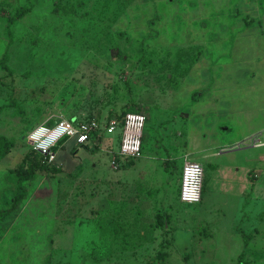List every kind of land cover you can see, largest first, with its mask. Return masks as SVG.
<instances>
[{"label":"rangeland","instance_id":"obj_1","mask_svg":"<svg viewBox=\"0 0 264 264\" xmlns=\"http://www.w3.org/2000/svg\"><path fill=\"white\" fill-rule=\"evenodd\" d=\"M261 55L264 0H0V134L14 142L0 161V209L4 191L17 188L16 169L36 151L28 139L35 126L74 114L105 121L133 102L147 104L150 117L141 174L130 176L161 180L183 162L182 140L193 138L185 161H201L207 180L200 205L168 193L174 230L158 224L138 242L114 220L119 145L100 137L78 161L62 149L55 163L41 159L46 166L0 237V264H147L165 254L166 264H264V145L226 130L228 120L264 127V75L252 73L264 70ZM185 88L203 94L199 108ZM88 161L105 184L69 167Z\"/></svg>","mask_w":264,"mask_h":264},{"label":"crops","instance_id":"obj_2","mask_svg":"<svg viewBox=\"0 0 264 264\" xmlns=\"http://www.w3.org/2000/svg\"><path fill=\"white\" fill-rule=\"evenodd\" d=\"M248 18H245V20L247 21V23L251 22L250 20H247ZM236 21H232L231 23L235 24ZM240 26H236L233 25V28H238ZM246 28V27H245ZM245 52H246V48H245ZM246 59H242V61H248V56L247 54H244ZM231 57V56H230ZM261 57L264 58V56L261 55ZM231 61H235V60H239V58H232L231 57ZM250 61H256V60H250ZM175 67V66H174ZM177 67V66H176ZM234 71V69L230 70V73ZM253 75H264V70L259 71L257 68L252 71ZM241 74V73H240ZM173 74H169L168 76L171 77ZM247 73L244 74V76L246 77ZM256 75V76H257ZM186 89V88H185ZM191 89V87H190ZM188 91V93L190 95H188V99L186 100H193L194 101V93L195 90H191ZM218 89V88H217ZM217 91V90H216ZM203 98V96H202ZM200 99H198L197 101H195V104L192 107H197L199 108ZM215 109L218 108V106L215 104L214 106ZM207 109H209L207 107ZM77 114H74L72 116V118H77ZM227 122H229V126L226 128V130H235L236 134L238 135L239 138H247V137H259L260 134H262L264 127H260V128H256L254 130L249 131V129L243 130L242 128L237 129V127H241L240 124H238L236 122V120L234 121H230L228 120ZM234 125H237L236 127L233 128ZM219 125V128H221ZM105 139H111V143L115 144L117 143L118 145H120L121 142V131H117L115 134L113 135H104L102 136ZM184 142V149L186 150V147L190 145V150H182L183 153H181V156H183V162L180 164L179 163H175V167L174 170L172 171V173H166L163 178L157 179L154 176L151 177H144V176H139V178L135 179L133 176H130L129 172L133 169V168H137V170H139L140 174H141V170L140 169V159L143 157V152L142 155L138 158H135L134 160H132V163H127L126 165L122 166L121 163H119V167L116 168L117 170H120L121 167H124L123 170H121V174H119L116 179L114 180V184H115V188L116 191H120L121 194H119L118 198H115L114 200V220L117 222L119 219H122L123 223H128L127 226H129V229L132 231L131 235L134 236L136 238V240L139 242L140 239L142 241V239L144 238H148L149 236H151L152 231H155L157 229H159L158 226V222H160V219L162 216H166V223L168 222L167 219V215L171 213L173 207L172 204L169 203L167 195L169 193V196H171L172 198H176V200H179V202H181L179 194H180V184L181 183V177L182 174L180 176H178L177 172H176V168L179 166L180 168L182 167V171H183V166L185 164V157L188 155H190L191 153L194 152L192 147L193 145L195 146L196 142L194 141L193 138H189L188 140H182ZM182 142V143H183ZM91 144L96 145L97 143L95 141L90 142ZM89 143V144H90ZM69 144L71 148H69ZM87 148H89V145H79L77 143V141L75 139H66L60 146V148L57 150V153L59 154L60 151L63 149L66 150L65 154H70L71 155V159L72 161L76 160L78 161L79 159L81 160V149L83 150H87L89 151ZM180 150V149H179ZM225 149H223L224 152ZM90 152V151H89ZM83 156V154H82ZM178 157H180L179 152L176 153V155L172 158V159H177ZM89 162V161H88ZM201 162V161H200ZM80 163V162H78ZM78 163L75 162H70L69 167L70 169L73 171L74 168H77V166H79V171H82V173H85V177L84 180L86 181V183H106V177L104 175H95V172H98V164L93 162V163H88V165H80ZM83 162H81L82 164ZM87 173V174H86ZM206 181H204V184L206 185ZM204 185V187H205ZM91 186V185H90ZM160 186V188H159ZM152 189H158V190H163L162 194L160 197H153L152 194ZM166 197L168 199H166ZM205 198V197H204ZM204 198H202V201L198 204L195 205H200L203 203ZM106 202V201H105ZM111 205V202H110ZM104 206V212H108L106 204L103 205ZM164 213V214H162ZM167 213V214H166ZM107 214V213H106ZM111 221V220H109ZM114 221V222H115ZM170 226V231L169 233H172V231L174 230L173 225L167 224V227ZM165 233V232H164ZM165 234H163L164 236ZM146 242L147 241H143Z\"/></svg>","mask_w":264,"mask_h":264},{"label":"built area","instance_id":"obj_3","mask_svg":"<svg viewBox=\"0 0 264 264\" xmlns=\"http://www.w3.org/2000/svg\"><path fill=\"white\" fill-rule=\"evenodd\" d=\"M146 116L139 112H127L123 116H113L107 120L96 117L79 120L77 118H60L50 126L43 122L35 126L28 134L34 149L44 155L48 163H55L58 153L55 150L64 139H75L78 144H89L104 136L121 131L118 153L123 160L135 159L142 155ZM256 146L264 145L260 136L254 137ZM116 169L119 162L112 159ZM205 170L202 162L187 160L183 166L180 188V200L184 204H198L203 198Z\"/></svg>","mask_w":264,"mask_h":264},{"label":"trees","instance_id":"obj_4","mask_svg":"<svg viewBox=\"0 0 264 264\" xmlns=\"http://www.w3.org/2000/svg\"><path fill=\"white\" fill-rule=\"evenodd\" d=\"M1 66L4 69H9L7 50L4 51L1 57ZM202 96H203L202 93L195 92L193 98L194 100H198ZM148 109L149 107L147 106V104L133 102L132 104H129V106L124 111V113H122L118 117L123 116L127 112H139L146 116V121H147L150 117ZM98 119H101V118H98ZM65 140L66 139L62 140L60 144L57 147H55V150L59 149V146ZM79 145H82V144H79ZM86 145H89V144H86ZM13 146H14V142L11 139H9L3 134H0V161L11 152ZM112 158L116 159L119 163L122 164V166L126 165L127 163L131 164L132 160H134V159L123 160L118 152H114ZM41 159H44V155H42L39 152L32 151L31 153L27 154L23 164H21L15 171V180L17 183V186H16L17 188L15 190L7 189L4 191L3 193L4 206L0 209V237H2L8 231L14 219L21 212V208L29 194L31 186L33 187L35 185L36 180L39 177L38 172H37L38 167L40 168L42 166L44 168L46 166V165L40 164ZM27 161H29L30 164H28ZM56 170L60 171L59 168ZM159 224L162 226V229L165 233L170 231V226L167 227V224L170 225V222L168 221L166 223V216L161 217ZM243 254L244 253L240 255V259H242ZM167 256L166 254L163 257L157 256L155 260L147 264H166ZM133 263H135V261L131 260L129 264H133ZM68 264H72V263H68Z\"/></svg>","mask_w":264,"mask_h":264}]
</instances>
